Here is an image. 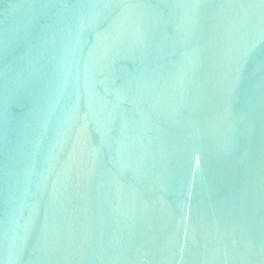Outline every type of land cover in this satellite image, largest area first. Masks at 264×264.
<instances>
[{
    "label": "water",
    "instance_id": "1",
    "mask_svg": "<svg viewBox=\"0 0 264 264\" xmlns=\"http://www.w3.org/2000/svg\"><path fill=\"white\" fill-rule=\"evenodd\" d=\"M0 264H264V0H0Z\"/></svg>",
    "mask_w": 264,
    "mask_h": 264
}]
</instances>
